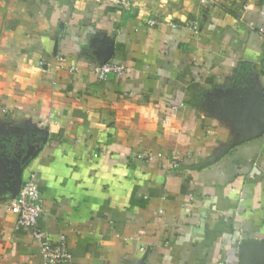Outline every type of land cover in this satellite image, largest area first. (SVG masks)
Masks as SVG:
<instances>
[{"label": "crops", "instance_id": "crops-1", "mask_svg": "<svg viewBox=\"0 0 264 264\" xmlns=\"http://www.w3.org/2000/svg\"><path fill=\"white\" fill-rule=\"evenodd\" d=\"M260 26L264 0H0V264L43 263L6 209L28 178L72 264H264V134L230 145L225 106L264 95Z\"/></svg>", "mask_w": 264, "mask_h": 264}, {"label": "built area", "instance_id": "built-area-1", "mask_svg": "<svg viewBox=\"0 0 264 264\" xmlns=\"http://www.w3.org/2000/svg\"><path fill=\"white\" fill-rule=\"evenodd\" d=\"M133 0H111L112 4L121 9L126 10L131 6ZM150 25H155L156 20H149ZM169 26L176 28L178 25L172 21L168 22ZM192 30L197 29V22L191 21L189 24ZM258 33L264 41V27H258ZM62 58L59 57V60ZM69 71L76 72L75 65L69 66ZM124 67L120 64L106 62L93 68L98 79H105L110 74L120 77L123 74ZM150 157V155H148ZM173 166L178 165V161H172ZM6 209L16 216V224L18 227H25L31 231V235L38 244L40 253L43 258L42 264H72V254L69 251L65 234H60L57 240L53 241L49 235L43 231L38 224L39 218L43 212L42 198L38 189V185L33 178H28L19 187L14 198L6 204ZM208 264H230L225 259H220Z\"/></svg>", "mask_w": 264, "mask_h": 264}, {"label": "water", "instance_id": "water-1", "mask_svg": "<svg viewBox=\"0 0 264 264\" xmlns=\"http://www.w3.org/2000/svg\"><path fill=\"white\" fill-rule=\"evenodd\" d=\"M109 61L106 56L103 63ZM227 112L234 118V123L240 131L237 139L230 145L242 143L264 134V95L255 87L248 86L246 83L241 85L237 97H229L225 102ZM28 157L33 153L31 146L27 151ZM20 182L17 184V191ZM242 246H248L264 254V241L260 239H251L242 243Z\"/></svg>", "mask_w": 264, "mask_h": 264}, {"label": "trees", "instance_id": "trees-1", "mask_svg": "<svg viewBox=\"0 0 264 264\" xmlns=\"http://www.w3.org/2000/svg\"><path fill=\"white\" fill-rule=\"evenodd\" d=\"M8 147H12V146H8Z\"/></svg>", "mask_w": 264, "mask_h": 264}]
</instances>
